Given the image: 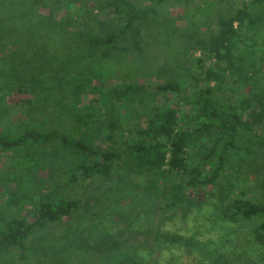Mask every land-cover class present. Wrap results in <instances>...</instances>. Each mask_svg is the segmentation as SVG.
<instances>
[{
    "label": "trees",
    "instance_id": "16d2710c",
    "mask_svg": "<svg viewBox=\"0 0 264 264\" xmlns=\"http://www.w3.org/2000/svg\"><path fill=\"white\" fill-rule=\"evenodd\" d=\"M96 1L0 0V149L22 154L30 171L21 178L46 171L15 196L31 205L28 216L0 227V253H16L10 264H149L97 224L88 231L67 226L59 236L51 228L114 198L118 204L124 196L135 201V189L130 191L135 182L125 184L121 166L147 177L143 189L149 195L165 194L170 181L167 202L159 206L166 210L189 190L213 193L220 175L228 174L233 153L264 155L258 129L264 122V82L253 75V86L235 102L220 99L214 82L242 61L245 53L235 52L246 28L257 44L264 0L218 14L215 32L196 38L195 49L204 54L197 58L200 72L192 87L173 79L148 88L126 77L106 90L101 87L106 65L130 55L141 58L150 12L165 0ZM106 9L110 14L101 18L98 12ZM247 74L237 78L248 80ZM16 94L26 97L17 108L20 122L9 124L15 104L8 100ZM90 94L96 95V106L84 103ZM177 174L187 177H172ZM240 192L228 197L231 210L222 209V216L264 218V203Z\"/></svg>",
    "mask_w": 264,
    "mask_h": 264
},
{
    "label": "rangeland",
    "instance_id": "374dc122",
    "mask_svg": "<svg viewBox=\"0 0 264 264\" xmlns=\"http://www.w3.org/2000/svg\"><path fill=\"white\" fill-rule=\"evenodd\" d=\"M137 1L139 4L147 2ZM99 2L102 0L96 1L97 4ZM251 4V0H165L155 5L143 30V55L141 58L130 55L124 61L111 60L103 70L106 80L102 90L115 83H123L126 77L140 81L148 88L173 79L192 87L193 75L200 72L197 58L204 54L195 49L196 38L208 37L215 32L218 14L233 13L239 7ZM251 8L253 10V5ZM98 13L103 18L110 11L106 9ZM242 34L245 35L239 38L235 52L238 56L245 53L242 61L234 63L229 72H223L221 81H214L218 97L224 101L235 102L246 95L253 86V75H258V81L264 82V26H260L254 36L257 44H253L251 28H246ZM211 62L207 60L206 64ZM239 65L241 68H238ZM243 71L250 79L237 78ZM25 97L16 94L9 98L8 102L13 100L15 104L13 115L6 118L9 124L20 122L17 108ZM163 97L164 94L159 97L160 100ZM96 100V95L90 94L83 101L90 107L97 105ZM81 110L84 109L78 111ZM97 116L101 118L99 114ZM258 129L264 140V122ZM104 137H100L102 144ZM257 147L260 148L259 145ZM254 155L253 151L251 155L233 153L227 164L228 174L220 175L213 193L200 190L194 194L189 190L183 201L166 210L159 206L167 202L170 181L165 183V194L149 195L143 189L148 184L147 177L133 175L128 166H121L119 171L124 172L125 184L129 179L135 182L130 190L134 192L135 189V201L130 203V199L124 196L118 204L114 203L115 198L111 199L85 217L56 224L51 228L52 232L59 236L67 226L88 231L97 224L100 230L111 231L121 242L122 249L138 253L149 264H264V230L259 229L264 218L238 217L236 221H231L220 213L222 209L231 210L228 197H237L240 191L245 197L264 203V155L257 158ZM22 158V154L0 149V227L13 217L28 216L31 205L21 199L16 200L15 196L30 188L31 180L38 182L39 178L46 176L45 170H39L31 179L21 178L28 176L27 171H30ZM20 159L22 161L18 164ZM172 177L181 180L187 175ZM166 234L181 236L182 240L171 241L164 237ZM16 259L14 251L0 253V264H10Z\"/></svg>",
    "mask_w": 264,
    "mask_h": 264
}]
</instances>
